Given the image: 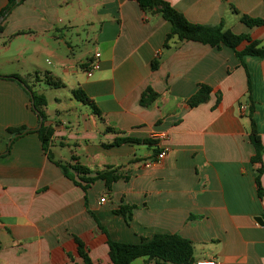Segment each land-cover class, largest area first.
I'll use <instances>...</instances> for the list:
<instances>
[{
    "label": "crops",
    "instance_id": "obj_1",
    "mask_svg": "<svg viewBox=\"0 0 264 264\" xmlns=\"http://www.w3.org/2000/svg\"><path fill=\"white\" fill-rule=\"evenodd\" d=\"M164 1L190 24L222 23L264 47V26L239 20L264 21V0ZM1 27L0 75H17L44 96L51 135L46 152L30 90L0 78V264H85L76 240L90 264H111L107 236L141 244L155 235L189 240L192 264H264L257 221L264 222V197L256 193L247 118L251 101L264 146V59L240 62L227 47L176 38L165 48L170 23L132 0H23ZM95 53L98 69L86 78ZM45 73L58 87L45 83ZM199 85L211 93L190 108L186 100ZM147 88L157 97L144 107ZM77 89L100 116L73 97ZM9 128L32 133L14 140ZM123 138L138 142L113 144ZM160 152L163 159L149 165ZM75 165L90 172L85 178L107 170L121 178L109 189L97 180L84 192ZM261 166L264 190V153Z\"/></svg>",
    "mask_w": 264,
    "mask_h": 264
},
{
    "label": "trees",
    "instance_id": "obj_2",
    "mask_svg": "<svg viewBox=\"0 0 264 264\" xmlns=\"http://www.w3.org/2000/svg\"><path fill=\"white\" fill-rule=\"evenodd\" d=\"M6 1V5L0 10V18H2V21L12 12L15 7H17L23 2V0H21L17 4L16 0ZM132 1H135L143 12L157 13L161 16V18L170 23V32L165 37L163 43V47L165 48L168 47V42L171 39L176 38L179 42H195L203 45H208L212 48L217 49L221 46L227 47L233 51V53L240 62H242V57L246 55L264 59V47H261L259 42L252 41L246 35H235L231 31L223 29L222 23L215 26L193 25L190 24L180 13L175 11L170 6V4L164 0ZM239 20L248 27L264 26L263 20L249 18L245 15H241L239 17ZM1 30L2 27L0 23V32ZM242 42H246L247 45L244 47V49L237 51V48ZM157 64L158 62L156 60L151 63V67L153 70L156 69ZM43 76L47 85L52 87H58V82L52 81L50 78H48V74L45 73ZM0 78L13 80L16 81L18 84L27 85L26 81H24L17 75H0ZM27 89L30 90L32 96V110L37 114L39 119H42L41 127L36 130L35 133H37V136L42 143L44 151L48 152V140L51 135V132L48 128H45L43 126V122L45 120L43 107H45L46 101L44 96L36 94L30 89V87L27 86ZM28 90H26V92H29ZM210 93L211 89L209 87L205 85L197 86V89L194 94L186 100L187 106L193 108L205 103L208 100ZM72 95L79 102L83 103L84 105H87L94 115L100 116V112L96 108L94 103L89 100L81 90H73ZM156 97L157 94H155L150 88H147L141 95L139 104L141 106L146 107L150 105L156 99ZM247 111V118L250 122L248 138L254 150V155L251 157V163L258 165L256 169V176L254 179L256 193L259 198H263L264 190L260 184V177L262 174L261 157L264 153V146L262 145L261 137L258 134L255 122L252 118L254 108L251 101L247 108ZM6 132L8 134L13 135L14 140L22 135L32 133L31 130H25V128H9L6 130ZM126 142H138V140L136 141L129 138H123L116 140L113 144L118 145ZM48 157L50 160H52L50 156ZM59 166L67 177L73 179V176L68 173L66 166ZM72 170L78 175H82V177L79 178V181L83 183V185H81L80 183L76 184L79 185L84 192H86V189L97 180L104 181L105 186L107 187V189H109L113 182L121 178V176L118 175L117 172H115L114 170L96 172L93 177L88 178L84 177L86 174L90 173L86 168L81 167L79 165H75L72 167ZM117 213H123V211H117ZM102 231L104 234H106L103 229ZM76 243L78 245V252L80 257L83 259L85 264H90L86 253L83 251L82 243L79 240H76ZM106 245L108 247V255L111 264H131L135 259L138 258L153 260L155 264L193 263V249L191 242L176 235H155L149 241L143 242L141 244L118 243L110 240L107 236Z\"/></svg>",
    "mask_w": 264,
    "mask_h": 264
},
{
    "label": "built area",
    "instance_id": "obj_3",
    "mask_svg": "<svg viewBox=\"0 0 264 264\" xmlns=\"http://www.w3.org/2000/svg\"><path fill=\"white\" fill-rule=\"evenodd\" d=\"M100 58V54L99 53H95L92 58L87 62L86 68L84 70L85 76L86 78H91L93 73L98 69V60ZM239 110L240 111H245L246 110V106L245 105H240L239 106ZM165 156L164 152H160L157 154L155 160L149 162V165L152 164H156L159 163L161 161V159H163V157ZM100 202H104V199H100ZM194 264H218L217 261L213 260V259H208V260H200V261H196Z\"/></svg>",
    "mask_w": 264,
    "mask_h": 264
},
{
    "label": "water",
    "instance_id": "obj_4",
    "mask_svg": "<svg viewBox=\"0 0 264 264\" xmlns=\"http://www.w3.org/2000/svg\"><path fill=\"white\" fill-rule=\"evenodd\" d=\"M20 1H21V0H16V3L18 4ZM1 21H2V18H0V23H1ZM21 86H22L25 90H28V89L25 87V85L21 84ZM29 95H30V98H32L30 92H29ZM41 123H42V119H39V124H38L37 130L41 127ZM8 145H9V143H8ZM257 221H258L259 223H261L262 225H264V222L262 221L261 218H257Z\"/></svg>",
    "mask_w": 264,
    "mask_h": 264
},
{
    "label": "rangeland",
    "instance_id": "obj_5",
    "mask_svg": "<svg viewBox=\"0 0 264 264\" xmlns=\"http://www.w3.org/2000/svg\"><path fill=\"white\" fill-rule=\"evenodd\" d=\"M1 54H3V53H1ZM31 76H34L33 74H31ZM35 78V77H34Z\"/></svg>",
    "mask_w": 264,
    "mask_h": 264
}]
</instances>
